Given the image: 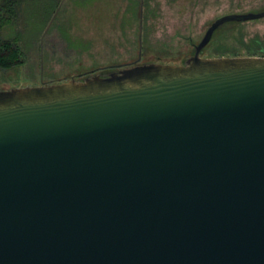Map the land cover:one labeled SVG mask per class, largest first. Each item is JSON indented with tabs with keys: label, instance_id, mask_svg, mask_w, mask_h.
<instances>
[{
	"label": "water",
	"instance_id": "obj_1",
	"mask_svg": "<svg viewBox=\"0 0 264 264\" xmlns=\"http://www.w3.org/2000/svg\"><path fill=\"white\" fill-rule=\"evenodd\" d=\"M0 89V264H264V56Z\"/></svg>",
	"mask_w": 264,
	"mask_h": 264
},
{
	"label": "rangeland",
	"instance_id": "obj_2",
	"mask_svg": "<svg viewBox=\"0 0 264 264\" xmlns=\"http://www.w3.org/2000/svg\"><path fill=\"white\" fill-rule=\"evenodd\" d=\"M23 10L27 58L21 67L0 69V89L137 63H184L217 19L263 11L264 0H29ZM220 54L264 56V17L217 29L201 56Z\"/></svg>",
	"mask_w": 264,
	"mask_h": 264
},
{
	"label": "trees",
	"instance_id": "obj_3",
	"mask_svg": "<svg viewBox=\"0 0 264 264\" xmlns=\"http://www.w3.org/2000/svg\"><path fill=\"white\" fill-rule=\"evenodd\" d=\"M28 1L0 0V69L2 70L21 67L26 61L28 44L25 43L22 24L24 21L23 9ZM54 13H51L47 22L42 26L41 33L47 29ZM220 55L224 56L225 54Z\"/></svg>",
	"mask_w": 264,
	"mask_h": 264
},
{
	"label": "flooded vegetation",
	"instance_id": "obj_4",
	"mask_svg": "<svg viewBox=\"0 0 264 264\" xmlns=\"http://www.w3.org/2000/svg\"><path fill=\"white\" fill-rule=\"evenodd\" d=\"M264 11V10H263ZM260 12H262V11H260ZM258 13V12H257ZM226 24V23H225Z\"/></svg>",
	"mask_w": 264,
	"mask_h": 264
}]
</instances>
